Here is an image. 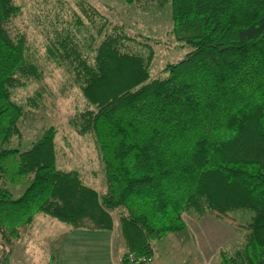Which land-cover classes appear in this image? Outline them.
<instances>
[{"label": "trees", "instance_id": "trees-1", "mask_svg": "<svg viewBox=\"0 0 264 264\" xmlns=\"http://www.w3.org/2000/svg\"><path fill=\"white\" fill-rule=\"evenodd\" d=\"M125 1L169 4L167 33L189 46L184 56L150 77L154 41L82 0L83 18L74 13L44 47L85 101L73 127L94 142L98 192L56 166L53 126L20 148L19 123L39 95L18 103L11 93L42 66L12 28L20 5L0 0V243L9 248L37 213L72 229L113 230L117 218L118 264H146L153 242L185 228L183 215H210L242 239L218 251L219 264H264V0Z\"/></svg>", "mask_w": 264, "mask_h": 264}, {"label": "rangeland", "instance_id": "rangeland-1", "mask_svg": "<svg viewBox=\"0 0 264 264\" xmlns=\"http://www.w3.org/2000/svg\"><path fill=\"white\" fill-rule=\"evenodd\" d=\"M14 1L20 5L21 13L14 18L12 28L25 35L32 58L42 66V75L39 80L28 81L11 93L12 99L18 103H23L28 97L39 95V98H36V104L34 102L29 106L30 112L19 123L20 148L28 146L45 127L53 126L56 130L54 139L56 166L63 170H77L84 184L101 192L99 191L101 189L100 164L94 142L89 134L79 135L73 127V119L75 120V115L83 110L85 101L69 74L63 68L55 66L53 62L44 58L45 43L52 37L53 29L65 27L72 21L74 13L83 18L77 6L80 0ZM82 1L95 7L111 22L124 24L129 33H137L149 41H154L151 43L153 44V55L149 66L150 77L156 76L159 69L167 62L181 59L189 50L188 45L175 41L167 33L171 27L169 4L162 7L151 4L142 8L135 4H128L125 0ZM88 30L92 31L89 27ZM19 190V188L13 189V195L18 196L21 193ZM102 190L103 193L104 188ZM232 215L244 221L251 213L235 210ZM205 216L211 217L210 215ZM201 218L196 219L189 214L184 215L187 223L191 221L197 223ZM210 221L219 223L220 226H228L224 222L216 221L213 217ZM113 224L114 228L111 232L117 234V242L114 243L121 245L117 218H114ZM67 229L69 230L68 235ZM74 234L75 230L65 223L46 214L37 213L33 216L31 225L19 229V238L12 242L9 248L0 243V264H75L76 260L80 264H93L90 260H94L95 254L94 251L89 250L90 246L78 248L74 244L77 240H85L86 233L78 230L77 235L74 236ZM92 235L94 234L89 236L92 237ZM224 237L225 231H219L218 238L224 239V245L220 249L228 250L241 246L242 239L238 233L235 237L231 236L229 241L228 237ZM195 242L197 244L196 239ZM168 244L167 238L155 244L153 264H189L188 261L184 263L182 261L185 255L187 258L190 249L192 250L190 264H199L198 257L200 256L197 250H193V246L182 251L168 247ZM59 245L64 246L62 257ZM211 247L209 244L208 248ZM219 250L215 252L209 250V255L214 253L209 264H219L217 255ZM51 255L53 260H51ZM59 259L61 261L57 263ZM85 260L88 263H84Z\"/></svg>", "mask_w": 264, "mask_h": 264}, {"label": "crops", "instance_id": "crops-1", "mask_svg": "<svg viewBox=\"0 0 264 264\" xmlns=\"http://www.w3.org/2000/svg\"><path fill=\"white\" fill-rule=\"evenodd\" d=\"M212 218V217H210ZM210 218L204 216L202 217L197 223H193L194 221H191L187 223L183 220L185 223V228L181 231L174 232V233H168L162 240L167 238L169 244L168 247H174L175 249L179 250L181 249L184 251V249L190 248L193 246V250L198 251V257L200 262L199 264H209L210 260L214 257V253L209 255L210 251H217L224 245V239L218 238V233L221 230L225 231V237H228L227 240H230V237L237 236V232L231 229L229 226H220L219 223H212L210 221ZM215 219V218H213ZM218 221V219H215ZM219 222H222L219 220ZM218 226V227H217ZM75 235H77L78 230H83V232L86 233L87 238L85 240H77L74 244H76V247L81 248L83 246H90L91 251H94L95 254L94 260H90V263L93 264H118L119 257L121 253L124 250V243L121 238V245L117 242V234L114 232H111V230H92V229H74ZM69 234V230L67 229ZM105 231V233L103 232ZM92 235L90 237L89 235ZM98 234V235H97ZM197 240V244L195 242V239ZM223 239V240H222ZM115 240V241H114ZM161 240V241H162ZM160 242V241H158ZM199 242V245H198ZM157 242H153V249L155 251V244ZM226 243V242H225ZM209 244H211V248H208ZM120 245V246H119ZM118 247V248H117ZM59 248L61 249V257L64 254V246L59 245ZM201 251V252H200ZM66 254V253H65ZM185 255V254H184ZM204 255V256H203ZM153 257L154 252L152 255V258L149 263L146 264H153ZM66 258V256H65ZM61 259L57 261V263H60ZM188 261L189 264L192 261V250H189V253L185 255V259L182 261L183 263ZM84 263H88L87 260L83 261ZM75 264H80L78 260L75 261ZM157 264V263H154Z\"/></svg>", "mask_w": 264, "mask_h": 264}, {"label": "built area", "instance_id": "built-area-1", "mask_svg": "<svg viewBox=\"0 0 264 264\" xmlns=\"http://www.w3.org/2000/svg\"><path fill=\"white\" fill-rule=\"evenodd\" d=\"M130 261L132 260V256L131 255H128ZM143 262H149L150 260L148 258H142Z\"/></svg>", "mask_w": 264, "mask_h": 264}]
</instances>
